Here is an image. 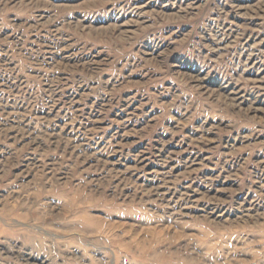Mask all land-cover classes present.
I'll return each instance as SVG.
<instances>
[{"label":"rangeland","instance_id":"obj_1","mask_svg":"<svg viewBox=\"0 0 264 264\" xmlns=\"http://www.w3.org/2000/svg\"><path fill=\"white\" fill-rule=\"evenodd\" d=\"M0 264H264V0H0Z\"/></svg>","mask_w":264,"mask_h":264}]
</instances>
